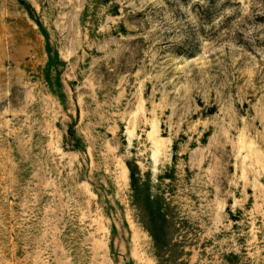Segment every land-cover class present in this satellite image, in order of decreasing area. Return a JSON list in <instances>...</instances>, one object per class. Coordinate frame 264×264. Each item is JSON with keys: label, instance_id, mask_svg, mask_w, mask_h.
Masks as SVG:
<instances>
[{"label": "rangeland", "instance_id": "obj_1", "mask_svg": "<svg viewBox=\"0 0 264 264\" xmlns=\"http://www.w3.org/2000/svg\"><path fill=\"white\" fill-rule=\"evenodd\" d=\"M0 264H264V0H0Z\"/></svg>", "mask_w": 264, "mask_h": 264}]
</instances>
